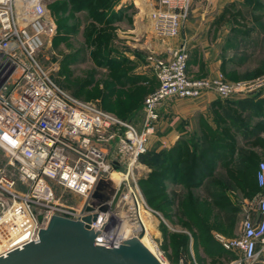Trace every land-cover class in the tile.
Segmentation results:
<instances>
[{
  "label": "rangeland",
  "instance_id": "1",
  "mask_svg": "<svg viewBox=\"0 0 264 264\" xmlns=\"http://www.w3.org/2000/svg\"><path fill=\"white\" fill-rule=\"evenodd\" d=\"M211 1L191 0L188 17L193 9L199 7L211 12L210 7H214V2L212 4ZM255 1H259L260 5ZM92 2L99 11L102 7H108L103 0ZM119 2L112 0L111 12H104L102 15L89 8L76 12L79 7H83L82 0H40L47 28L43 35V45L36 56L51 77L65 90L127 119L129 115H141L144 112L146 95L158 87L150 59L158 54L148 49L138 51L133 48V42L139 40H135V37L128 39L132 43L127 40L123 42L125 38L119 36V29L123 25L129 28L133 26V15L139 10L137 4H140L141 12L149 13L146 17H150L155 32L151 13L157 1L129 0L126 6H119ZM26 8L20 6L18 9L22 25L27 24L33 16L24 15ZM29 10L34 12L31 6ZM223 13H227L228 18L221 20L220 25H227L231 30L225 37L218 39L224 60L232 56L236 61L242 58L243 63L236 72L229 75L226 71L218 73H222L230 82L264 77L263 73L250 78H234L239 72L264 70V0H231ZM234 13L237 14L235 19ZM107 20L110 22H106ZM237 27H242L244 31L240 37L234 36V28ZM131 34L133 32L128 31L127 35ZM209 38L212 44L218 37ZM125 50L128 52H124ZM189 75L207 78L193 76L190 72ZM124 76L133 78L134 83L120 82ZM222 101L224 106L230 107V98ZM213 115L212 119L214 117L219 121L222 118L218 111ZM192 121L195 131L185 135V119H179V137L172 146H159L157 139L161 140V137L155 132L133 174H128L127 164H124L120 170L122 179L116 180L110 176L113 190L110 187L105 190L109 206L113 202L114 192L122 186L121 195L113 210L117 214L114 216L113 226L130 229L134 224L130 209L132 200L129 199L134 194L143 207V218L148 224L144 242L156 255H162L164 264L244 263L240 253L226 249L216 235L220 234L228 239L239 237L244 220L257 212L260 189L252 181L257 167L253 165L248 171L238 172L236 175L230 163L231 157L235 161L243 156V151L252 152V146L233 136L229 128L225 129V134H222L223 142L220 143L219 136H216L208 120H203L200 124L197 118ZM221 122L226 123L224 119ZM195 143L198 149L200 147L199 152L201 146H210L206 149L205 156L210 165L207 167L208 173L202 175L199 181L192 180L197 183L192 185L188 183L190 181H185V174L195 165L194 160L191 161V155L197 147ZM114 144V141L101 142V145L109 149ZM204 155L199 157L203 158ZM189 162L193 163L185 168V163ZM166 163L171 166L167 168L169 171L164 170ZM0 168L17 178L18 172L9 164V153L2 146ZM161 170L165 171V178L157 174ZM230 181L233 182L234 189L231 188ZM210 182L227 187L225 195L214 205L208 197ZM55 190L56 197L61 202L75 207H80L85 202L83 197L60 185H56ZM4 210L1 206L0 213ZM137 225V229L141 231L139 219ZM117 232L118 230L115 237ZM2 246L0 243V249Z\"/></svg>",
  "mask_w": 264,
  "mask_h": 264
},
{
  "label": "built area",
  "instance_id": "2",
  "mask_svg": "<svg viewBox=\"0 0 264 264\" xmlns=\"http://www.w3.org/2000/svg\"><path fill=\"white\" fill-rule=\"evenodd\" d=\"M190 5L191 0H157L151 13L156 34L179 36ZM20 6L28 7L25 16L33 15L24 25ZM44 12L40 0H0V146L8 151L9 164L18 172L15 178L0 168V207L5 208L0 213V256L38 240L40 229L48 226L53 214L81 219L83 205L92 202L90 195L96 185L115 170L114 161L120 167L127 164L128 174H133L168 99H193L207 92L225 99L264 85V77L230 82L222 73L207 78L190 76V54L182 44L169 57H150L158 87L145 97L144 120L139 127L131 119L71 94L41 65L36 54L47 28ZM113 141L114 150L101 145ZM256 179L264 189V161L258 165ZM56 185L75 192L85 202L80 207L61 202ZM103 204L107 211H99L91 223L98 231L96 240L121 244L139 235L133 200L130 209L135 222L123 240L114 236L119 229L113 226L117 214L106 201ZM216 236L226 249L240 253L244 262L231 264H256L263 259L264 192L258 199L256 217L244 220L239 237ZM156 256L164 261L161 254Z\"/></svg>",
  "mask_w": 264,
  "mask_h": 264
},
{
  "label": "crops",
  "instance_id": "3",
  "mask_svg": "<svg viewBox=\"0 0 264 264\" xmlns=\"http://www.w3.org/2000/svg\"><path fill=\"white\" fill-rule=\"evenodd\" d=\"M119 1V6H126L129 0ZM139 1L141 2L142 0ZM211 2L212 4L214 2V7H210L211 12L205 10L203 7L202 9L200 7V9H193L186 22H184L179 36L162 38L157 36L153 31L150 17H146L147 14L149 16V13H142V5L137 4L139 10L133 15V26L129 28V26L126 27V25H123L119 29V36L125 38L123 42H127L129 38L135 37V40H139L133 42V48H136L138 51L148 49L163 57L171 56L176 48L184 44L190 53L189 72L193 76L211 77L215 76L218 72H228L229 70L235 69L236 59L230 56L224 60V55L219 46V40L220 37H225L231 31L227 25H220L221 20L228 18V15H225L223 10L231 0H213ZM127 30L133 32V35H127ZM210 36L218 38L211 44ZM128 42L132 43L131 41ZM124 52L128 51L125 50ZM262 86L253 88L247 94L230 97V102L254 95L264 98V87ZM218 99L219 97L212 92L204 93L193 99H168L161 109V120L156 128V135H160L159 137H161V140L157 139L159 141L158 145L172 146L177 141L179 137V119H185V135L189 132L193 134L195 128L192 120L197 118L198 124L203 120H208L212 124L214 133L217 134L216 136H219V140L222 134H225V129L229 128V132L233 136H237L238 139L252 146L253 150L251 153L256 159L257 164L258 162L264 161V123L261 122L264 121V118L256 115H248V112L239 113L240 110L234 104L232 106L230 105L233 113L236 115L239 114L243 119H246L248 124L251 125V129L253 127L254 132L251 131L245 138L237 131V126L233 125L230 119L225 118L221 111L222 105L217 103ZM215 111L221 113L222 118L219 121L217 118H211ZM130 118L137 126L142 127L144 112L141 115L133 114ZM221 119H224L226 123H222ZM113 147L114 145L110 147V150ZM263 192L264 189L261 188L260 194ZM256 215L257 212L253 214V217H256Z\"/></svg>",
  "mask_w": 264,
  "mask_h": 264
},
{
  "label": "water",
  "instance_id": "4",
  "mask_svg": "<svg viewBox=\"0 0 264 264\" xmlns=\"http://www.w3.org/2000/svg\"><path fill=\"white\" fill-rule=\"evenodd\" d=\"M113 164L116 171L121 170L117 161ZM108 187L112 189L108 178L99 181L90 195L94 200L83 205L81 219L53 214L48 226L40 229L38 240L0 256V264H163L142 242L144 229L121 244L96 240L98 231L91 223L97 220L99 211L108 209L103 204L109 198L105 193ZM121 192L122 186L114 192L112 209ZM256 264H264V258Z\"/></svg>",
  "mask_w": 264,
  "mask_h": 264
},
{
  "label": "trees",
  "instance_id": "5",
  "mask_svg": "<svg viewBox=\"0 0 264 264\" xmlns=\"http://www.w3.org/2000/svg\"><path fill=\"white\" fill-rule=\"evenodd\" d=\"M84 5L83 7H79V9L76 11V12H81L82 10L84 9H88L89 10H96L94 13L96 14H104L105 13H110V8H111V1L112 0H103V2L106 4V6L108 7H105L101 9V11H99V9H97V7L94 6V2H92V0H82ZM257 3V5H260L257 1H255ZM263 6V5H262ZM98 10V11H97ZM225 14V13H224ZM227 14V13H226ZM225 14V15H226ZM233 18L235 19V17L237 16L236 13L233 14ZM109 17H107L108 19ZM106 22H110L109 20H107ZM235 30V37H240L243 35V32L242 31V27H237V28H234ZM234 32V31H233ZM239 60V61H238ZM237 61H235L236 63V67L235 69L233 70H229L227 73L229 75V73L231 74L232 72H236L238 70V67L243 63V59H238ZM261 69L262 66H261ZM257 73V74H256ZM260 73V74H259ZM264 73V70L262 71H257V72H250L247 71V72H244V73H237L236 76H234V78L236 79H244V78H250V77H254L255 75H262ZM233 76V75H232ZM231 76V77H232ZM122 83L124 84H127L128 82L131 83H134V80L133 78H131L130 76H124L121 81ZM77 97V96H76ZM223 99L222 98H219L217 103L221 104L222 106V113L223 115L225 116V118L227 119H230L232 124L233 125H236L237 126V131L240 132L245 138L248 136L249 133L254 132L253 131V127L252 129L250 128L251 125L248 124V121H246V119H243V117H241L239 114L236 115L235 113L232 112L231 110V106L232 104H234L239 111V113L241 112H248V115H256V116H261L264 118V98H260L258 97L257 95H254V96H246L245 98H242L238 101H235V102H230V107H227V106H224L223 105ZM131 115L128 116L127 119H131L130 118ZM132 120V119H131ZM264 123V121H261ZM218 142L222 143V137L220 138V140H218ZM196 144V143H195ZM197 145V144H196ZM210 147L209 145H205V147L202 148L201 146V153L199 152L200 150V147L198 149V145L196 147V151L191 155V161L194 160V163L195 165L192 166V169H190V171H188L187 174H185V181H190L188 183L192 184V185H195L197 183L195 182H192V180H197L199 181L200 180V177L202 175H205V173L207 174L208 173V169L207 167L210 165L208 163V159L205 157L206 156V152H207V148ZM207 149V150H206ZM196 153V155H195ZM201 154H205L203 158H200L199 156H201ZM145 156V155H144ZM143 156V158H144ZM162 156V155H161ZM164 159V158H162ZM232 157L230 158V163L232 165V168H234L235 170V174L237 175L238 172H246L248 171V169L250 167H252L253 165H255L257 167L256 169V172L254 174V176L252 177V181L256 183V185L258 186V188L261 190V187L258 185V182H257V179H256V174H257V170H258V165H259V162L258 164L256 163V159L253 157L252 153L245 150L243 151V156L237 158L235 161H232ZM191 163L193 162H189L188 163H185V168L187 167V165H189L188 167H190ZM166 169H164L165 171H169L167 170L168 167H171L169 166V163H166ZM164 170H161L159 172H157V174H160L162 176H166V174L164 173L165 171ZM173 173V172H172ZM159 176V175H158ZM157 176V177H158ZM192 182V183H191ZM230 184L232 185L233 182L230 181ZM230 185V187H231ZM234 185H232L231 188L234 189L233 187ZM227 190V187L225 186H222V185H218L216 184L215 182H210L209 185H208V197H209V200L212 202V204L214 205L216 202L220 201L222 196L225 195V191Z\"/></svg>",
  "mask_w": 264,
  "mask_h": 264
},
{
  "label": "bare ground",
  "instance_id": "6",
  "mask_svg": "<svg viewBox=\"0 0 264 264\" xmlns=\"http://www.w3.org/2000/svg\"><path fill=\"white\" fill-rule=\"evenodd\" d=\"M112 178H114V179H116V180H120V179H122L120 176H121V173H120V171H116V170H114V171H112V173H111V175H110ZM113 179V180H114ZM115 181V180H114ZM132 196V195H131ZM131 196H129V199L130 200H133L134 201V203L136 204V209H137V212H138V219H139V222H140V226L142 225V229H144V231H145V233H144V235H143V237L141 238V240H142V242L145 244V242H144V237H145V235H146V230H147V226H148V224L146 223V221L144 220V216H143V207H142V205H141V203L139 202V200H138V202H137V198H135V196L133 195L132 197ZM113 204V203H112ZM112 204L110 205V208H112ZM126 223V222H125ZM141 229V230H142ZM128 229L126 228H119L118 229V232H117V236L115 237V238H118V239H124L125 237H127L128 236ZM115 234H116V232L114 233V236H115ZM121 235V236H120ZM120 236V237H119ZM146 245V244H145ZM147 246V245H146ZM148 247V246H147ZM149 248V247H148ZM150 249V248H149ZM151 250V249H150ZM152 251V250H151ZM153 252V251H152ZM154 253V252H153ZM155 254V253H154ZM156 255V254H155ZM163 263V262H162ZM164 264V263H163Z\"/></svg>",
  "mask_w": 264,
  "mask_h": 264
}]
</instances>
